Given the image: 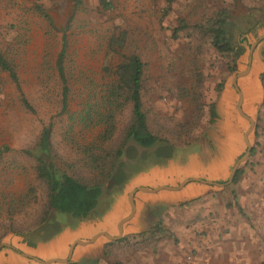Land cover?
Wrapping results in <instances>:
<instances>
[{
  "label": "rangeland",
  "instance_id": "1",
  "mask_svg": "<svg viewBox=\"0 0 264 264\" xmlns=\"http://www.w3.org/2000/svg\"><path fill=\"white\" fill-rule=\"evenodd\" d=\"M80 1L76 6L75 0H0V55L15 69L19 83L17 87L8 73L0 71L2 251L21 243L36 244L35 234L42 229L39 220L45 210L46 193L35 176L33 153L43 128L51 126V142L60 161L76 167L72 170L60 165L59 168L75 177L86 176L77 165V148L95 140L101 128H83L79 114L87 103L101 104L123 57L136 55L143 64L142 105L151 132L181 146L175 148L185 152L191 144V150L196 149L194 144L206 140L210 130L207 110L201 119L191 120L196 113L191 98L199 95V101L207 102V107L213 106L216 119L221 117L222 121L214 79L230 74L228 66L233 59L213 48L206 30L225 10L229 19L226 38L234 47L242 48L247 46L245 30L257 21L264 22L259 18L264 15V0H241L237 4L234 0H107L110 4L107 11L100 7L99 0ZM254 35L257 40V34ZM62 49L68 89L65 112L61 107L62 84L55 67ZM23 99L32 111L26 109ZM220 108L222 112L225 109L222 104ZM130 115V105L117 115V136L126 127ZM186 123H199L201 129L194 128V132L188 129L189 133L178 138L179 133L187 131L180 127ZM249 127L247 122L246 131ZM258 136L253 143L248 140L250 155L237 171H242L246 162L252 163L259 155L264 157V137L261 133ZM261 173L264 176V165ZM238 177L223 183L238 184ZM246 179L253 180L252 176ZM247 186L252 185L249 182ZM261 195L264 202V190ZM238 214L242 215V211ZM50 216L60 225L71 223L69 217L55 211ZM244 217L251 227L250 234L264 238V210ZM100 240L107 242L104 238ZM130 242L123 246L106 243L95 259L84 257L77 261L71 255L66 264L81 260L84 264L96 260L97 264H121L126 256L134 255L129 251L135 244ZM70 247L71 244L59 260L67 258ZM83 248L86 247L78 249ZM247 248L253 264H264V244L254 243ZM185 250L187 247L182 245V264H194L193 255ZM28 264L36 263L28 261Z\"/></svg>",
  "mask_w": 264,
  "mask_h": 264
},
{
  "label": "crops",
  "instance_id": "2",
  "mask_svg": "<svg viewBox=\"0 0 264 264\" xmlns=\"http://www.w3.org/2000/svg\"><path fill=\"white\" fill-rule=\"evenodd\" d=\"M254 34H257V40ZM244 37L247 46L242 45L243 53L231 63L235 65V73L214 79L216 86L221 84V91L217 94L220 97L215 98L219 100L218 113L224 119H215L206 140L195 143L196 149L191 150L193 144L185 152L176 149L166 167H152L133 174L117 193L104 191L89 219L80 220L73 226L66 224L49 241L37 242L35 246L21 243L15 248L8 247L10 250L1 249L0 264H28V261L40 264L25 255L45 261L59 260L68 245L89 241L97 234L120 235V238L110 241L99 236L89 244L75 245L71 255L77 261L84 257L98 258L106 243L123 246L126 241H131L135 245L129 252L134 255L126 256L121 264H182V245L193 255L194 264H253L247 246L264 244V238L250 234L251 227L244 216L253 212L260 214L264 210L261 195L264 190V176L261 175L264 157L259 155L252 163H245L238 184L223 183L230 179L232 168L246 149L244 135L249 121L238 114L236 88L242 95V113L254 122L249 142L253 143L259 133L264 137V88L261 83L264 25ZM238 73L243 75L234 84V76ZM221 104L225 108L223 112L220 111ZM134 147L138 153L143 151L139 146ZM250 176L252 181L246 179ZM185 181L186 184L177 190L151 191L178 188ZM249 182L250 187L247 186ZM132 191H135L134 212L119 234V222L131 213L128 198ZM186 201L188 205L185 206ZM239 210L242 215L238 214ZM103 238L107 242H101ZM80 247L87 250H79Z\"/></svg>",
  "mask_w": 264,
  "mask_h": 264
},
{
  "label": "trees",
  "instance_id": "3",
  "mask_svg": "<svg viewBox=\"0 0 264 264\" xmlns=\"http://www.w3.org/2000/svg\"><path fill=\"white\" fill-rule=\"evenodd\" d=\"M240 1L234 0L236 4ZM75 2L76 6L81 3L80 0H75ZM99 3L104 11L110 8L107 0H99ZM42 13L43 17L47 19V15ZM228 20L227 12L221 10L206 32L211 37L213 48L222 55L232 56L234 63L243 53V48L234 47L231 41L226 38L229 28ZM263 25V21H257L245 30V34L251 33L255 28ZM183 27L185 26L183 25ZM64 51L62 49L55 65L62 84V112H65L68 103V89L63 66ZM0 71L8 73L12 82L17 87L19 86L15 69L1 55ZM228 73H235L234 64L228 66ZM114 77V82L108 85L106 96L101 99V104L87 103L79 114L83 128H101L95 140L77 148V165L79 169L86 172V176L75 177L61 170L60 165L72 170L76 167L64 161L61 162L58 158L51 142V126L43 128L40 133L33 153L34 172L36 179L45 187L46 201L45 210L39 220V224L42 225L40 232L43 234L40 232L35 234L36 243L49 241L65 227L66 224L60 225L50 216L52 211L69 217L73 223L67 224L68 226H73L80 220L89 219L104 191L109 194L117 193L133 174L145 171L153 165H163L174 155L175 145L168 139H162L152 133L148 126L142 105L143 64L140 58L136 55L123 57V61L114 72ZM261 78L264 84V74ZM220 91L221 84H218L215 88L216 96ZM198 96L195 95L191 98L196 109L191 120L201 119L207 110L209 125H211L216 119L213 106L207 107V102L199 101ZM22 101L26 109L32 111L27 101L25 99ZM127 105L131 107L130 120L117 136L116 117L124 111ZM183 126H180L182 130L186 128L187 131L179 133L178 138H181L184 133H189L188 129L192 132L195 129H201L199 123L192 125L186 123ZM129 141L136 143L143 151L138 153ZM1 152L0 150V154ZM240 171L236 172L233 181L239 176ZM34 245L35 243H28V246ZM106 256L107 254L104 253V257ZM97 263L96 260L91 264ZM69 264L84 263L81 260Z\"/></svg>",
  "mask_w": 264,
  "mask_h": 264
},
{
  "label": "water",
  "instance_id": "4",
  "mask_svg": "<svg viewBox=\"0 0 264 264\" xmlns=\"http://www.w3.org/2000/svg\"><path fill=\"white\" fill-rule=\"evenodd\" d=\"M259 18L261 19V20H264V15H261V16H259ZM243 74H240V73H238V74H236L235 76H234V84H236V80L239 78V77H241ZM236 90H237V93H238V112H239V114L241 115V116H243L244 118H246L248 121H249V124H250V127H249V129L245 132V135H244V137H245V145H246V152L236 161V163H235V165H234V167L232 168V173H231V178H230V180H229V182H231V180H232V178L234 177V175H235V173H236V171H237V169H238V166L241 164V163H243V162H245L247 159H248V157H249V155H250V151H251V146H250V144H249V142H248V135L250 134V132L254 129V122H253V120L251 119V118H249V117H246L243 113H242V111H241V102H242V95H241V93H240V91L236 88ZM133 144H134V146H138V145H136V143H134L133 142ZM205 183H209V182H205ZM186 184V181L185 182H182L179 186H178V188H174V189H172V188H167L168 190H177V189H179V188H182L184 185ZM160 189H163V188H159V189H155V190H151L152 192L154 191H158V190H160ZM139 190H143V189H139ZM144 191V190H143ZM145 191H149V190H145ZM134 192L135 191H132L131 193H130V195H129V205H130V208H131V213H130V215L129 216H127L126 218H124V219H122L120 222H119V224H118V231H119V234H121V229H122V226H123V224L126 222V221H128L131 217H132V214H133V212H134V202H133V194H134ZM99 236H104V237H106L108 240H110V241H116V240H118L120 237V235L119 236H117V237H111V236H109V235H106V234H97V235H95L93 238H91L89 241H86V242H82V241H78V242H76L74 245H72L71 246V248H70V251H69V255H68V257L66 258V259H64V260H58V259H53V260H47V261H41V260H39V259H36V258H32V257H29V256H27V255H25L27 258H30V259H32V260H34V261H36L37 263H40V264H52V263H59V264H66V263H68V261H69V259H70V255H71V253H72V249L74 248V246L75 245H86V244H89V243H91V242H93L96 238H98Z\"/></svg>",
  "mask_w": 264,
  "mask_h": 264
},
{
  "label": "bare ground",
  "instance_id": "5",
  "mask_svg": "<svg viewBox=\"0 0 264 264\" xmlns=\"http://www.w3.org/2000/svg\"><path fill=\"white\" fill-rule=\"evenodd\" d=\"M229 127V126H228Z\"/></svg>",
  "mask_w": 264,
  "mask_h": 264
}]
</instances>
